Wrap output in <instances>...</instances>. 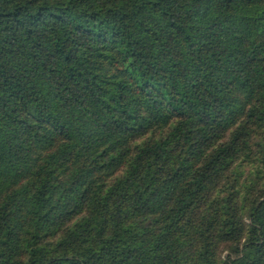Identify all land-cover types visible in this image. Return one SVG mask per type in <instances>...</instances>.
Instances as JSON below:
<instances>
[{
  "label": "trees",
  "instance_id": "1",
  "mask_svg": "<svg viewBox=\"0 0 264 264\" xmlns=\"http://www.w3.org/2000/svg\"><path fill=\"white\" fill-rule=\"evenodd\" d=\"M254 137L264 0H0V264H264Z\"/></svg>",
  "mask_w": 264,
  "mask_h": 264
},
{
  "label": "rangeland",
  "instance_id": "2",
  "mask_svg": "<svg viewBox=\"0 0 264 264\" xmlns=\"http://www.w3.org/2000/svg\"><path fill=\"white\" fill-rule=\"evenodd\" d=\"M256 137H258V136H256ZM256 137H254V139L250 141V149L249 150H252L251 158L245 159L242 162H240L241 160L236 162V164H239V162H240V167L243 171L241 177H243V179H244V177H246L249 174L250 170L252 171L253 169H257L258 167L261 169L262 172H264V163L261 161L260 156L256 153V148L253 146V143L255 144ZM239 182H241V181H239ZM198 221H201V220H198ZM242 233H243V231L240 230L239 234H237V235L230 234V237L224 236V237L217 238L216 239V248H214L215 257L222 258L223 255L226 253L228 246L233 244L237 240H239ZM193 235H196V233L193 232ZM198 238H200V235H197V237L194 241V244H193V246L195 245L196 248L197 247L199 248V246L201 244V242L199 243V240H197Z\"/></svg>",
  "mask_w": 264,
  "mask_h": 264
}]
</instances>
